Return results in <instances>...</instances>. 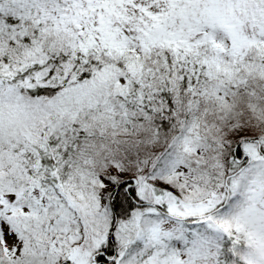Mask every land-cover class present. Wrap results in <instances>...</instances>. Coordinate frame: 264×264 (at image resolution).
Here are the masks:
<instances>
[{"label":"snow or ice","instance_id":"1","mask_svg":"<svg viewBox=\"0 0 264 264\" xmlns=\"http://www.w3.org/2000/svg\"><path fill=\"white\" fill-rule=\"evenodd\" d=\"M0 264H264V0H0Z\"/></svg>","mask_w":264,"mask_h":264}]
</instances>
